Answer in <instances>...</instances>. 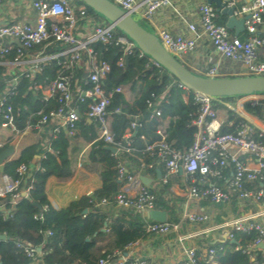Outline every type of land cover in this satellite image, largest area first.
<instances>
[{"label": "built area", "instance_id": "2783aa9c", "mask_svg": "<svg viewBox=\"0 0 264 264\" xmlns=\"http://www.w3.org/2000/svg\"><path fill=\"white\" fill-rule=\"evenodd\" d=\"M121 9L131 15L139 16L142 20H151L154 13L164 6H169L171 0H147L145 6L140 9L135 0H110ZM228 6H233V0H224ZM3 0H0V8ZM35 10L33 22L14 21L0 23V63L6 56L15 51V56L9 63L20 66L27 62L33 63L31 70L24 69L20 75L28 77L42 69L49 56H32L30 50L39 44L47 41H58L66 46L61 52L67 59L63 62L65 70L56 79L52 80L45 88L35 85L33 90H41L43 99L54 100L55 107L47 111L40 110L39 118L34 127L43 129L49 121H56L54 133L62 128L70 136L76 133L79 113L72 104L71 84L75 68L80 65L82 52L87 53L85 88H80V101L89 100L87 105V118L93 120L98 129V136L94 142L101 141L105 146H113L116 152L125 149L131 152L135 148L132 145V131L140 126L136 120L130 122L126 128L122 144L114 139L110 127V114L108 106L111 103L115 92L125 91L121 87L112 90L104 88L110 66L102 60L98 53L90 46L96 42L101 46L109 43L113 38L115 27L108 23L104 26H82L79 25L80 18H86L84 7H76L72 0H30ZM199 26L187 23L188 30L192 36L172 34L164 28H157L155 34L161 45L171 54L192 52L197 44V39L205 35L212 46L213 52L220 58L231 60L242 66L240 75H264V0H252L251 4L242 8L241 17L248 15L244 20V30L247 36L240 39L232 36L225 25L216 23L217 10L214 6L204 2L198 7ZM80 34V33H79ZM116 43L121 46L122 56L117 65L123 66L125 57L137 47L135 42L125 34L116 37ZM138 48V47H137ZM143 53V52H142ZM25 57V58H24ZM27 57L31 60H25ZM52 58V57H51ZM150 59L153 66L161 67L155 60ZM205 76H218V70L210 67L206 70ZM178 86L186 90L183 98L185 101L191 99L197 105V115L192 120L196 132L192 144L185 150L172 147L165 140L162 131H158L160 139L147 145L146 150L154 153L155 162L146 163L140 160L139 169H130L124 161L117 165L119 180L122 181L120 191L114 196L117 206L132 208L147 218V212L156 208V195L142 179L141 170L153 168L154 164H161L164 173L161 176L162 182H167L168 176L181 170L186 177L187 198L195 201H208L211 204L229 205L235 198L239 213L222 217L221 221H215L210 213L184 210L180 220L176 223L153 221L147 222L145 230L147 235H166L177 231L181 222L187 221L190 224H205L199 229L178 234L177 240L180 244L182 255L171 264H199L196 254V247L185 246V241L199 234H210L216 232L222 241L234 239L235 232H255V237L246 247H235L252 256L255 250H260L264 258V132L255 130L249 125L241 108H233L234 119L229 117L220 118L213 103V98L197 91L186 88L180 82ZM13 90V89H12ZM10 90V93H12ZM164 95V94H163ZM154 97V94H152ZM241 97V96H240ZM244 101L252 106L259 105L264 98V92L252 93L242 96ZM164 100H167L163 96ZM154 102L149 100L148 105ZM229 105V104H228ZM117 111V109H116ZM160 109L155 108L150 117H159ZM28 123L26 127L29 126ZM223 124L234 126V131H221ZM0 126L9 130V140L0 139V150L7 144H11L23 130H20L15 121L11 105H5L4 98H0ZM93 142V143H94ZM115 152V153H116ZM247 154L256 160V168H249L242 155ZM33 163H22L16 168V176L0 173V211L5 217H9L14 210L16 203L23 197L28 196L32 188ZM257 182H260L258 185ZM109 203L106 198L100 199L97 204ZM247 206V210H245ZM48 208L44 205L35 218H42V213ZM51 235V230H46ZM235 240V239H234ZM262 244V247L259 245ZM137 242L127 244L123 249H114L104 252L103 256L97 259L94 264H148L147 261L137 253ZM16 247L25 255L28 264H42V251L40 247L28 242L17 241ZM221 249V248H220ZM215 250L209 248L207 260L210 264H218L214 259Z\"/></svg>", "mask_w": 264, "mask_h": 264}, {"label": "trees", "instance_id": "16d2710c", "mask_svg": "<svg viewBox=\"0 0 264 264\" xmlns=\"http://www.w3.org/2000/svg\"><path fill=\"white\" fill-rule=\"evenodd\" d=\"M72 3L76 7H84L87 14L86 18H80L78 21L81 26L79 33H82L83 25L104 26L109 23L82 1L72 0ZM226 19L225 15L217 12L216 23L225 25ZM228 30L234 34L232 30ZM121 34L123 33L115 28L114 38L109 43L101 46L93 42L90 46L102 60L109 63L110 70L104 79V88L112 90L118 86L133 94L129 100L125 93L115 92L108 111L111 112L110 127L114 139L122 144L125 143L123 135L130 122L136 120L140 123L136 131L133 130L131 134L132 145L135 149L126 152L122 148L116 154L107 149L101 141L91 144L87 158L99 169L101 186L91 194L71 201L64 208L56 209L50 205L45 192L48 178L50 176L68 178L73 173L72 159L69 156L71 142L79 136L88 141L98 136L95 123H88L86 119L89 100L82 102L79 99L80 88L87 87L84 85L87 74V53L83 51L81 63L74 70L71 84L72 104L77 108L80 116L77 122L80 132L70 137L64 131H59L49 136L48 145L38 142L27 146L21 150L17 158L8 160L4 164L3 173L15 177L16 168L20 164L37 163L32 169V188L28 196L16 203L11 216L5 217L0 211V235H5L4 239L0 238V264H28L23 252L16 247L17 241H28L40 247L42 264H94L104 255V252L123 249L127 244L147 236L146 223L153 222V220L144 218L140 212L132 208H124L111 221L108 219L105 207L116 206L114 196L120 191L122 185V181L118 178L117 165L126 158L137 164L140 163L139 158L146 163L155 162V154L146 150V146L160 139L158 133L160 130L165 135L166 142L172 147L180 150L188 148L196 132L192 120L197 115V105L191 99L185 101L183 96L186 90L178 86L179 81L163 67L153 66L149 57L137 47L127 55V62L125 61L123 66H118L117 62L122 56V49L115 40ZM237 37L244 39L246 31L244 30V33ZM33 48L43 49L45 54L57 56L51 58L32 77L19 75L13 87L11 85L13 75L2 77L0 71V98H4L5 105H11L14 121L20 130H23L28 123H35L39 118L40 110L47 111L56 106L54 100L45 101L42 91H34L33 87L40 84L45 88L47 84L65 72L62 64L67 57L59 54L66 48L64 44L50 40ZM14 56L15 51H11L6 59L12 60ZM230 76L234 75L222 77ZM8 87L13 89L12 93L10 90L7 91ZM163 96L167 100H164ZM235 97L237 96L214 98L215 108L220 106L221 101ZM149 100L154 102L150 106L148 105ZM155 108L160 109L161 115L150 117ZM247 109L250 110L249 107ZM164 120H167L166 125H164ZM49 123L51 121L44 128L52 130L53 125L48 127ZM234 130V126L229 128L222 125L221 127L222 132ZM148 171L157 177L155 168L148 169ZM257 184L259 185L260 182ZM168 186L169 184L165 187ZM152 191L156 192L153 189ZM160 192L162 193L163 189ZM102 198L108 199L109 203L98 205L97 202ZM201 202L208 203V201ZM44 205L48 208L43 211L42 218H35L34 215L39 213ZM157 205L166 211L168 222L176 223L180 220L181 213L168 202L165 203L163 197L156 198V207ZM214 205L219 208L226 204ZM229 205L234 213H239L235 198ZM247 208L245 206L244 209L247 210ZM46 230H51L52 234L47 235ZM254 237L255 232H235V242L206 241L208 243L204 245L203 251L196 250L199 264H210L206 261L209 248L215 250L214 259L218 264H262L264 258L260 250L253 252L252 259V256L242 252L241 249H235L237 246L246 247ZM124 264H129V262Z\"/></svg>", "mask_w": 264, "mask_h": 264}, {"label": "crops", "instance_id": "0c3cea01", "mask_svg": "<svg viewBox=\"0 0 264 264\" xmlns=\"http://www.w3.org/2000/svg\"><path fill=\"white\" fill-rule=\"evenodd\" d=\"M147 0H135V2L142 9ZM233 6L235 7V14L237 17H241L240 11L242 8L247 7L251 4L252 0H233ZM206 2V0H171L169 6H164L157 10L151 20H142L139 16H134L143 26L148 30L155 32L157 28H164L169 30L172 34H181L184 36H192L193 34L188 30L187 23H193L199 26V10L198 7L201 3ZM207 3V2H206ZM216 8L214 4H212ZM223 15V14H222ZM226 16V15H225ZM227 17V16H226ZM35 20V10L33 9L30 0H3L0 8V23L5 22H14V21H25L33 22ZM229 31V30H228ZM234 33V32H233ZM241 33H244L241 32ZM240 33V34H241ZM232 36L234 34L230 33ZM78 35L81 37V33ZM247 36V33H246ZM32 56L42 55L49 56L54 58L57 55H48L45 54L43 49H34L30 50ZM60 55H63L59 53ZM176 57L180 62L187 66L190 70L195 73L205 75L206 70L210 67H215L218 70V76H240L242 71V66L239 63H235L231 60L220 58L217 56L213 50L209 39L205 35H201L197 39V44L195 49L189 53H180L176 54ZM25 58V57H24ZM49 59V60H50ZM27 61L31 60V57L26 59ZM46 64L48 63V61ZM10 59H5L0 63L1 76H12V87L16 82L17 77L20 75V71L24 69L31 70L33 68V63H26L24 65L15 66L9 63ZM45 64V65H46ZM44 66V65H43ZM42 66V67H43ZM23 75V74H22ZM34 74L29 75L32 77ZM40 85V84H37ZM9 89V87L7 88ZM125 96L127 99H131L133 94L130 91H125ZM241 99L245 100L242 96H237L233 99L226 101H221L220 106L217 107L218 116L220 118L231 117L234 112L233 108H241V111L245 114V118L249 125L255 130V133L259 131L264 132V98L261 100L259 105L252 106L249 102L244 101L242 106L239 104ZM229 104L231 107H228ZM250 108V110L247 109ZM88 123H95L93 120L87 118ZM167 120H164V125H166ZM35 123H30L23 132L15 140L12 141L11 145L14 146V152L9 159H15L19 156L21 150L32 144L46 143L49 144V136L55 135L57 133L53 132L54 127L56 126V121H51L49 123L53 128L37 129L34 127ZM96 125V124H95ZM226 127L231 128L227 124H223ZM50 130V131H49ZM60 131H66L62 128ZM80 132V129L77 126L76 133L73 136H76ZM9 130L0 126V139L8 141ZM97 138V137H96ZM95 138V139H96ZM85 140L82 136L76 138L71 142L69 147V156L72 159V175L68 178H58L56 176H50L45 185V192L48 198L50 205L56 209H61L69 205L73 200L78 199L83 195L91 194L95 189L101 186V179L99 176V169L95 166L94 163L90 162L87 158V152L89 147L95 141ZM95 143V142H94ZM9 145V144H7ZM106 147V146H105ZM119 150L116 152V154ZM246 165L254 169L256 168V160L250 157L247 154L242 155ZM141 160L140 158L138 159ZM130 166V169H139L140 163H135L132 160L126 158L123 160ZM33 163V162H32ZM37 165V163H33ZM157 165V167H156ZM153 168H145L141 170L142 176L148 178L147 185L153 189L156 195V198L163 197L165 203L168 202L171 206H174L181 214L184 210H192L196 212H206L210 213L215 221H220L222 217L230 214H236L232 211L230 205H224L217 208L214 204L201 201H195L187 198L185 194L186 190V177L185 174L179 170L177 173L170 174L168 176L167 182H162L161 176L164 173L163 166H158L156 164ZM156 169V172L160 171V176L155 177L148 169ZM168 187H165L168 185ZM163 189V192L160 191ZM157 209L163 210L160 207ZM124 208L121 206H106L105 211L108 214L109 221L112 220L114 216L118 214L120 210ZM239 211V209H238ZM143 216V215H142ZM167 216V214H166ZM264 222V218H262ZM205 224H190L187 221H183L180 224V227L177 231H172L166 235H147L145 238L137 240V253L140 254L148 264H171L174 260L179 259L182 255L180 249V244L177 240V235L186 233L192 230H196L204 226ZM206 241H217L222 242L216 232L210 234H199L195 235L193 238L185 241V246L196 247L198 251L204 250V245L208 242ZM264 264V263H262Z\"/></svg>", "mask_w": 264, "mask_h": 264}, {"label": "water", "instance_id": "95a60500", "mask_svg": "<svg viewBox=\"0 0 264 264\" xmlns=\"http://www.w3.org/2000/svg\"><path fill=\"white\" fill-rule=\"evenodd\" d=\"M96 13L103 16L116 29L120 30L129 39L135 42L136 46L145 55L155 60L169 74L175 77L186 88L201 92L211 98L223 96H243L252 93L264 92V75H240V76H205L198 74L186 67L178 60L176 55L169 53L159 42L156 34L143 26L133 15L121 9L110 0H80ZM210 5L216 6L217 12L226 15L225 26L237 36L244 31V20L248 17H237L235 7L228 6L224 0H206ZM181 52H179L180 54ZM127 62V56L125 57ZM228 107H231L227 104ZM136 131V129H135ZM107 149L116 152L113 146H106ZM14 152V146L9 144L0 150V173H3L4 164ZM160 176V171H157ZM142 181L147 184L148 178L141 176ZM147 218L153 221L163 222L167 219L166 211L154 209L147 212ZM5 238L4 234L0 235ZM235 242V240H230ZM262 247V244L259 245Z\"/></svg>", "mask_w": 264, "mask_h": 264}, {"label": "rangeland", "instance_id": "374dc122", "mask_svg": "<svg viewBox=\"0 0 264 264\" xmlns=\"http://www.w3.org/2000/svg\"><path fill=\"white\" fill-rule=\"evenodd\" d=\"M78 26H80V25H78Z\"/></svg>", "mask_w": 264, "mask_h": 264}]
</instances>
